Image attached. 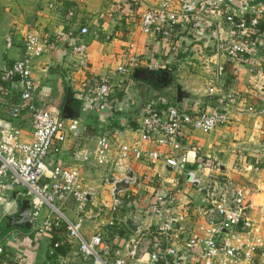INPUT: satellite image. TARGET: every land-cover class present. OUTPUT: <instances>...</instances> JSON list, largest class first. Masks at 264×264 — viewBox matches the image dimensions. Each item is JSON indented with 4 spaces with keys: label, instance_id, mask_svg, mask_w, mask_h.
<instances>
[{
    "label": "built area",
    "instance_id": "2783aa9c",
    "mask_svg": "<svg viewBox=\"0 0 264 264\" xmlns=\"http://www.w3.org/2000/svg\"><path fill=\"white\" fill-rule=\"evenodd\" d=\"M215 14L225 23L227 37L215 39L214 63L205 61L203 70L210 72L211 62L219 76L226 64L244 66L250 73L264 67V35L259 30L264 0H161L141 15L139 30L144 36L160 37L178 63L182 43L196 40L202 29L211 30L213 24L204 16ZM79 33L85 36L88 30L82 27ZM6 41L9 47L11 41ZM55 46L49 37L27 31L20 58L7 68L0 66L1 81L19 89L11 119L26 112L30 128L24 137L21 128L0 120V190L6 186L24 190L38 233L64 228L65 237L50 245L49 255L67 244L75 245L89 264H157L158 260L161 264H264V204L253 202L258 189L242 187L215 157L189 144L190 132L207 134L226 126L231 112L245 111L264 119V109L240 110L230 100L211 110L165 105L142 116L128 136L105 132L94 146L75 149L71 156L75 166L50 165L49 158L60 147L84 136L82 119L64 120L55 107H39L34 101L35 62ZM135 48L129 43L122 63L114 68L120 78L139 69ZM67 49L70 56L80 57L87 44L78 40ZM70 65L68 70L77 67ZM70 78L67 73L64 83ZM89 88L90 102L81 112L105 111L114 93L113 82L97 78ZM205 90L209 97L215 95L213 88ZM85 166L101 171L107 202L96 204L100 190L85 182L80 171ZM116 184L126 187L115 192ZM70 205L74 222L63 215ZM43 208L48 214L41 218ZM131 215L142 221L137 232L126 237L125 219ZM88 218L95 227L86 238L82 229Z\"/></svg>",
    "mask_w": 264,
    "mask_h": 264
},
{
    "label": "crops",
    "instance_id": "0c3cea01",
    "mask_svg": "<svg viewBox=\"0 0 264 264\" xmlns=\"http://www.w3.org/2000/svg\"><path fill=\"white\" fill-rule=\"evenodd\" d=\"M160 1L0 0L1 68L9 67L20 58L22 37L27 31L49 37L56 46L35 62L32 74L35 79V104L59 110L69 100L70 107L83 121L84 136L60 147L59 153L49 158L50 165L75 166L71 159L75 149L94 146L96 138L105 132L128 136L130 130L138 126L142 116L154 109L158 103L170 99L174 101L169 103L176 106L189 97L206 102L191 107L186 105L191 111L221 109L229 100L231 105L240 110L248 106L264 109V67H257L254 73H250L244 66L234 68L226 64L221 76L215 74L212 64L215 60V39L227 37L226 25L220 15L204 16L207 23L213 24L212 29H202L196 40L182 43L178 63L173 62V56L167 52L160 37L141 34V15ZM82 27L88 30L85 36L79 33ZM6 40L11 41L9 47ZM78 40L87 44L86 52L80 57H72L66 46L69 47ZM129 43L136 44L135 54L141 63L137 70L146 75H158L170 70V76L176 77L174 81L178 83L172 82L168 87L159 89L155 88L152 80L133 78L134 72L123 78L117 76L114 68L122 63L123 52ZM210 60L211 70L207 73L203 70V64ZM70 64H77L74 71L68 70ZM67 73H71L68 84L64 83ZM105 77L115 86L114 93L106 102L105 111L81 112V108L88 106L90 102L89 87L92 86V81ZM176 84L188 95V98L179 103L176 102ZM207 87L213 88L215 95L209 97L205 90ZM0 98V120L21 128L24 137L29 136L28 114L22 112L16 120H12L10 116L13 105L19 103V89L0 79ZM243 117L249 125L246 124L245 128L236 127ZM263 121V117L257 114L244 111L237 115L236 112H231V122L226 126L217 127L207 134L192 131L189 137L190 145L200 147L205 156L215 157L230 177L258 176V180H254L255 177L250 178L255 181L254 188L259 191L253 199L255 205L264 204V163H261L264 162ZM247 152L252 157L245 163H240V166L247 167L246 172L238 168L231 170L236 154L245 155ZM232 156H235L234 159H231ZM85 169L91 171V166L81 168L82 176L86 175ZM235 170L239 172L235 173ZM63 213L71 222L76 221L72 205L66 207ZM46 214L48 210L43 208L42 217ZM83 223L82 232L89 238L95 223L91 218L85 219ZM64 237L63 227L48 233L34 230L4 232L0 235V246L3 248L0 264H89L77 254L75 245L62 244V253L55 251V255H49L52 238L62 241Z\"/></svg>",
    "mask_w": 264,
    "mask_h": 264
},
{
    "label": "water",
    "instance_id": "95a60500",
    "mask_svg": "<svg viewBox=\"0 0 264 264\" xmlns=\"http://www.w3.org/2000/svg\"><path fill=\"white\" fill-rule=\"evenodd\" d=\"M67 48V46H66ZM133 78L141 79L143 81L152 80L155 83H160L161 87H168L172 77L170 73L165 71L158 75H146L140 70H135ZM176 102L179 103L182 99L188 98V95L182 91L179 85H175ZM60 116L64 120L77 118V113L70 107L69 100H66L61 107H59ZM109 184L113 183V178L108 180ZM126 186L124 184H116V190H122ZM19 201V204H16ZM0 235L11 230L19 231H35L37 224L32 222L29 212V201L26 199L23 192L15 191L13 188L6 186L0 190ZM141 217L131 215L125 219V226L129 233L135 234L141 225ZM158 260L157 264H161Z\"/></svg>",
    "mask_w": 264,
    "mask_h": 264
},
{
    "label": "rangeland",
    "instance_id": "374dc122",
    "mask_svg": "<svg viewBox=\"0 0 264 264\" xmlns=\"http://www.w3.org/2000/svg\"><path fill=\"white\" fill-rule=\"evenodd\" d=\"M174 79H176V77H172V80H171V83L170 84H172V82L175 84V83H178L177 81H174ZM177 85V84H176ZM233 122V121H232ZM235 123V122H234ZM246 124L247 125H249L248 123H246V120H245V118L243 117V119H242V122H238V124L236 125V127H239V128H242V127H244L245 128V126H246ZM244 134H246V132H244ZM251 135V134H250ZM234 149V148H233ZM240 153V152H239ZM236 154V157L235 156H232V158L231 159H234V157H235V160H234V163L231 165V170L233 169V171H234V169L235 168H238L239 170H243L244 172H246V170H244V169H242L243 167H240V163H243V161H244V163H245V161H247L248 159H250L252 156H250L248 153H250V152H247V153H245V155L244 154ZM232 154V153H231ZM238 155V156H237ZM240 157V158H239ZM237 159H239L240 161H241V159H242V162H240L239 160H237ZM262 159H259V161H261ZM261 163H264V162H261ZM86 170V169H85ZM84 170V171H85ZM91 171H85L86 172V175H83L84 176V180H85V182H87L88 184H90V185H93V186H96L97 188H99V192H100V199L99 200H97L96 201V204H99V202H101L102 200L103 201H105V202H107L108 201V194L106 193V191L108 190V187L105 185V183H104V180H103V176H99L100 174H101V171H95V170H93L92 168L90 169ZM236 171L237 172H239L238 170H235V173H236ZM232 173V172H231ZM90 174V175H89ZM237 175H238V173H237ZM253 177H255L254 178V180H258V176H253V175H248V177H243V176H237V177H233V180L236 182V183H238L239 185H241L242 187H245V188H247V189H252V188H254V187H256V186H254V182L255 181H252V179H250V178H253ZM239 179V180H238ZM106 190V191H105ZM19 191L20 192H23L24 190L23 189H19ZM104 191H105V193H104ZM16 204H19V201H16ZM41 218H42V211H41V214L39 215ZM64 231H62V233H63ZM129 232L128 233H126V237H128L129 236Z\"/></svg>",
    "mask_w": 264,
    "mask_h": 264
},
{
    "label": "trees",
    "instance_id": "16d2710c",
    "mask_svg": "<svg viewBox=\"0 0 264 264\" xmlns=\"http://www.w3.org/2000/svg\"><path fill=\"white\" fill-rule=\"evenodd\" d=\"M259 30H260V33L262 34V35H264V20H262L261 22H260V24H259ZM173 72H174V70H172ZM155 88H159V89H161L162 87H161V85H160V83H155ZM174 89V88H173ZM174 101V99H170V100H168V101H164V102H160V103H158V105L157 106H155V108L154 109H157V108H160V107H163V106H165V105H169L170 103V101ZM203 103H206L203 99H199V98H194V97H189L187 100H185V102L183 101L178 107H180V108H183V107H185L186 105H187V107H191V106H193V105H196V104H203ZM52 232V231H51ZM57 240L58 239H53L52 238V243H51V245H53L55 242H57ZM55 251L56 252H58V253H62V251H63V248L61 247V246H59V247H57L56 249H55ZM55 252V253H56Z\"/></svg>",
    "mask_w": 264,
    "mask_h": 264
}]
</instances>
